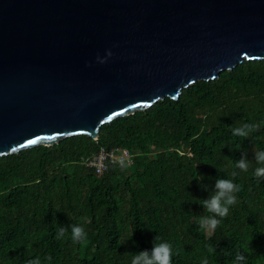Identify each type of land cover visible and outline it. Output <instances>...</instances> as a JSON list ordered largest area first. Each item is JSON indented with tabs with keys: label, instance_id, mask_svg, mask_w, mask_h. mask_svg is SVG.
<instances>
[{
	"label": "trees",
	"instance_id": "obj_1",
	"mask_svg": "<svg viewBox=\"0 0 264 264\" xmlns=\"http://www.w3.org/2000/svg\"><path fill=\"white\" fill-rule=\"evenodd\" d=\"M256 124L249 138L232 129ZM136 153L126 170L85 161L101 148ZM264 150V59L245 60L213 80H198L178 99L166 97L85 134L0 157V264H130L157 235L172 244V264H264V180L255 152ZM236 169L237 203L214 230H202L198 203ZM202 176V180H197ZM206 185L207 189L202 187ZM87 232L71 241V225ZM61 226L67 236L57 239ZM209 247L213 252H209ZM50 257V260L48 259Z\"/></svg>",
	"mask_w": 264,
	"mask_h": 264
},
{
	"label": "water",
	"instance_id": "obj_2",
	"mask_svg": "<svg viewBox=\"0 0 264 264\" xmlns=\"http://www.w3.org/2000/svg\"><path fill=\"white\" fill-rule=\"evenodd\" d=\"M246 59H264V0H0V157L98 139Z\"/></svg>",
	"mask_w": 264,
	"mask_h": 264
},
{
	"label": "clouds",
	"instance_id": "obj_3",
	"mask_svg": "<svg viewBox=\"0 0 264 264\" xmlns=\"http://www.w3.org/2000/svg\"><path fill=\"white\" fill-rule=\"evenodd\" d=\"M112 55L111 51H108L107 57ZM107 57L97 56V60L100 63H104ZM258 126L256 124H244L240 127L232 129L234 136H239L243 139L249 138L251 134L257 131ZM255 162L258 167L254 169V177L257 182L264 180V150L255 152ZM119 165L121 170H126L130 164V160L119 159L115 162ZM229 166L233 168V171L229 174L230 178H217L215 181L214 191L208 196V198L198 201L203 206L204 212L207 215L200 216L198 224L202 230H214L216 229L221 221L226 218L229 214V210L234 206L237 201V193L241 191L239 184L235 183V178L238 175L236 169L247 172L252 166L251 161L246 155H241L240 159L234 164L229 162ZM202 176H198L197 180H202ZM207 189L206 185H202ZM67 236V228L61 226L57 232L56 238L64 239ZM73 243H83L87 240V232L80 225H71L70 237ZM214 249L209 247V252H213ZM173 247L172 244L166 240H163L159 236H155L153 240V246L150 250H141L135 252L132 256L130 264H172ZM50 260V257L48 258ZM244 256L237 252L234 260V264H242ZM26 264H42L39 257L29 259ZM207 264V261H204Z\"/></svg>",
	"mask_w": 264,
	"mask_h": 264
},
{
	"label": "built area",
	"instance_id": "obj_4",
	"mask_svg": "<svg viewBox=\"0 0 264 264\" xmlns=\"http://www.w3.org/2000/svg\"><path fill=\"white\" fill-rule=\"evenodd\" d=\"M136 153L124 147H116L112 149L101 148L91 159L85 161L88 166L95 167L96 171L101 174L107 168L108 162L115 163L117 160L123 158L133 162Z\"/></svg>",
	"mask_w": 264,
	"mask_h": 264
},
{
	"label": "snow or ice",
	"instance_id": "obj_5",
	"mask_svg": "<svg viewBox=\"0 0 264 264\" xmlns=\"http://www.w3.org/2000/svg\"><path fill=\"white\" fill-rule=\"evenodd\" d=\"M28 143H30V144H34V143H36V141H35V140H31V141H29Z\"/></svg>",
	"mask_w": 264,
	"mask_h": 264
}]
</instances>
